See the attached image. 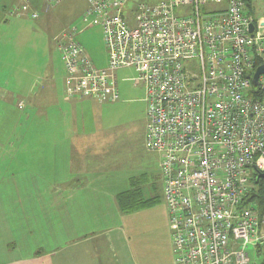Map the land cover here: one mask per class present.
<instances>
[{
	"label": "built area",
	"instance_id": "built-area-1",
	"mask_svg": "<svg viewBox=\"0 0 264 264\" xmlns=\"http://www.w3.org/2000/svg\"><path fill=\"white\" fill-rule=\"evenodd\" d=\"M249 2L87 0L81 18L103 31L102 68L75 27L56 38L68 97L114 102L116 70L137 72L144 146L161 159L174 264H251L247 246L264 245V208L253 197L254 175L264 171V73L257 84L252 77L264 65V18L245 9Z\"/></svg>",
	"mask_w": 264,
	"mask_h": 264
},
{
	"label": "crops",
	"instance_id": "crops-1",
	"mask_svg": "<svg viewBox=\"0 0 264 264\" xmlns=\"http://www.w3.org/2000/svg\"><path fill=\"white\" fill-rule=\"evenodd\" d=\"M42 2L20 0L11 12L32 19ZM66 27L53 37L58 52ZM44 72L41 90L30 85L17 102L31 116L19 115L16 137L0 139V264H174L161 159L144 146L147 121L139 155L123 160L93 110L101 101L66 96L65 75L61 82Z\"/></svg>",
	"mask_w": 264,
	"mask_h": 264
},
{
	"label": "rangeland",
	"instance_id": "rangeland-1",
	"mask_svg": "<svg viewBox=\"0 0 264 264\" xmlns=\"http://www.w3.org/2000/svg\"><path fill=\"white\" fill-rule=\"evenodd\" d=\"M16 3L20 0H0V96L4 92L9 97L4 102L0 98V139L16 137L21 127L16 122L19 115L31 116V111L21 113L17 108V102L23 99L28 86L31 85L35 92L41 90L47 77L46 69L52 70L54 78L63 79L65 70L53 37L70 24H75L78 29L84 27L80 16L86 8V0H60L55 5L43 0L38 8L40 12L36 10L38 17L33 19L12 14L11 9ZM250 6L245 8L248 12L256 18H264V0H251ZM85 29L78 32L76 40L95 66L102 68L107 64L103 31L97 24ZM116 75L118 100L102 103L94 100L93 110L99 124L106 128L108 136L113 137L112 149L118 157L127 160L129 156L135 161L133 156L139 155L138 144L144 140L147 121L145 93L142 84L135 82L137 72L133 68H119ZM13 165L17 166L16 163ZM260 247L247 246L251 264H264V245Z\"/></svg>",
	"mask_w": 264,
	"mask_h": 264
},
{
	"label": "trees",
	"instance_id": "trees-1",
	"mask_svg": "<svg viewBox=\"0 0 264 264\" xmlns=\"http://www.w3.org/2000/svg\"><path fill=\"white\" fill-rule=\"evenodd\" d=\"M48 1V0H47ZM146 1H148V0H146ZM154 1H157V0H152V1H148V2H152V3H154ZM48 3V2H47ZM53 4V3H52ZM53 5H55V4H53ZM250 5H248V7H249ZM85 10L87 9V0H86V5H85ZM85 10H84V12L81 14V17H82V15L85 13ZM33 12V11H32ZM31 12V13H32ZM31 13H30V16H31ZM38 15H39V13H38ZM38 15H37V17H38ZM37 17H33V18H37ZM80 17V18H81ZM32 18V19H33ZM81 21H82V18H81ZM84 24V23H83ZM71 27H75V29H77V27L75 26V24H70V25H68L65 29H67V28H71ZM78 30L79 29H77V34H78ZM77 36V35H76ZM59 49V48H58ZM60 52V51H59ZM88 55V54H87ZM60 58H61V52H60ZM90 58V57H89ZM254 188V187H253ZM254 193V199H256L257 200V202L259 203V205L261 206V208L263 209L264 208V184L262 183V184H259V185H257V187L256 188H254V191H253ZM127 197L126 196H121V198H120V201H121V205L122 206H124V208H126V209H128V210H130V209H132V207H133V205L132 204H126V202H127ZM141 203H144V204H146L147 202H145V201H141V202H139V201H136V205L135 206H141V205H139V204H141Z\"/></svg>",
	"mask_w": 264,
	"mask_h": 264
},
{
	"label": "water",
	"instance_id": "water-1",
	"mask_svg": "<svg viewBox=\"0 0 264 264\" xmlns=\"http://www.w3.org/2000/svg\"><path fill=\"white\" fill-rule=\"evenodd\" d=\"M253 29H254L253 24H250L249 31L252 32ZM260 73H264V65H259L257 67L255 73L253 74L252 77H253V83L254 84H257L258 75ZM256 176H257V178H256V180H254V183H257L259 178H261V179L264 178V171H261V173H257Z\"/></svg>",
	"mask_w": 264,
	"mask_h": 264
},
{
	"label": "flooded vegetation",
	"instance_id": "flooded-vegetation-1",
	"mask_svg": "<svg viewBox=\"0 0 264 264\" xmlns=\"http://www.w3.org/2000/svg\"><path fill=\"white\" fill-rule=\"evenodd\" d=\"M256 178H257V176L254 175V179H253V187H254V188H256L257 185H259V184H262V183L264 184V178H262V179L259 178V179H258V182H257V183H254V180H256Z\"/></svg>",
	"mask_w": 264,
	"mask_h": 264
}]
</instances>
